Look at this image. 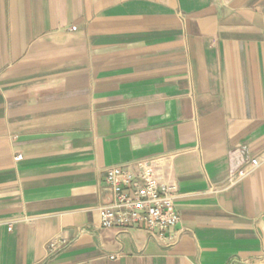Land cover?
I'll return each mask as SVG.
<instances>
[{
	"label": "crops",
	"instance_id": "crops-1",
	"mask_svg": "<svg viewBox=\"0 0 264 264\" xmlns=\"http://www.w3.org/2000/svg\"><path fill=\"white\" fill-rule=\"evenodd\" d=\"M232 152L264 153V0H0V264H264V158L232 185ZM144 160L164 237L101 225Z\"/></svg>",
	"mask_w": 264,
	"mask_h": 264
},
{
	"label": "built area",
	"instance_id": "built-area-1",
	"mask_svg": "<svg viewBox=\"0 0 264 264\" xmlns=\"http://www.w3.org/2000/svg\"><path fill=\"white\" fill-rule=\"evenodd\" d=\"M230 153V183L246 178L261 164V157L236 158ZM23 159L21 154L15 162ZM106 182L112 191L110 203L99 207L101 225L104 228L130 230L144 228L149 233L158 232L161 237L173 232L180 223L177 211V193L174 186L165 184L154 175L148 160L139 161L135 168L113 167L107 170ZM60 241H51L53 249Z\"/></svg>",
	"mask_w": 264,
	"mask_h": 264
}]
</instances>
